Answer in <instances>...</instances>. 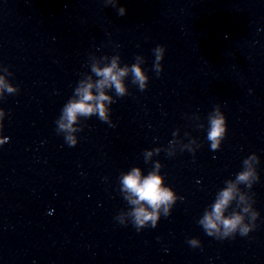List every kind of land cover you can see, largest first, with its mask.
Wrapping results in <instances>:
<instances>
[{"label":"clouds","instance_id":"1","mask_svg":"<svg viewBox=\"0 0 264 264\" xmlns=\"http://www.w3.org/2000/svg\"><path fill=\"white\" fill-rule=\"evenodd\" d=\"M119 0H105V4L117 9L120 16L126 14L124 6H118ZM165 47L157 45L152 51L155 57L153 71L159 76L163 71L161 61L165 55ZM103 63V66L101 64ZM145 58L141 55L135 57V63L121 66L119 54L108 57L90 56L91 74H84L78 81L72 97L61 109V115L56 120L57 132L64 135L65 142L74 147L78 143L77 132L82 131L81 118L88 119L92 116L107 123L110 127H115L111 120V105L115 103V97L128 95V86L125 80L131 75L132 84L136 85L140 91L148 87L149 76L143 65ZM0 98L5 93L16 94L18 86L13 85L8 77L12 73L7 67L0 69ZM96 77V79H94ZM114 91L115 97L110 92ZM5 111L0 108V146L8 142V137L2 135ZM199 121L200 117L195 116ZM207 140L212 151H217L221 147L222 141L227 134V118L217 104L208 117ZM199 128L204 124L199 123ZM179 129L173 132L174 139L169 141L166 149L156 147L145 149L143 152L145 162L152 161L154 155H159L163 150L169 156L176 153L177 145L181 151L188 150L195 153L200 147L195 139H191L187 144L177 140ZM185 135H188L187 133ZM259 157L252 153L242 162V170L235 175L234 179L226 180L225 187L220 189L215 200L205 210L198 220V224L203 228L208 236L219 240L234 237L237 233L247 236L256 228V220L259 212L253 207V195L242 190L241 185L251 189L253 184L259 181V174L256 166ZM163 165L159 160L153 162L152 169L145 175L140 167H132L128 172L122 173L119 177L120 192L124 200L129 205L126 211H121L115 219L122 225L128 222L135 227L137 232L144 228H155L161 217H169L173 206L177 200L183 197L177 195L172 187L165 184V177L161 174ZM233 205H235L233 207ZM231 209V210H230ZM188 244L195 248L200 247L201 242L197 238H190Z\"/></svg>","mask_w":264,"mask_h":264}]
</instances>
